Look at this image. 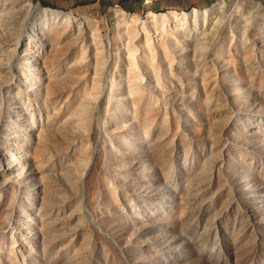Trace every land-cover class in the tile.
<instances>
[{
	"label": "rangeland",
	"instance_id": "obj_1",
	"mask_svg": "<svg viewBox=\"0 0 264 264\" xmlns=\"http://www.w3.org/2000/svg\"><path fill=\"white\" fill-rule=\"evenodd\" d=\"M23 1L0 17L43 66L35 105L7 88L22 55L0 38V264H264V0L153 30L172 12Z\"/></svg>",
	"mask_w": 264,
	"mask_h": 264
},
{
	"label": "bare ground",
	"instance_id": "obj_2",
	"mask_svg": "<svg viewBox=\"0 0 264 264\" xmlns=\"http://www.w3.org/2000/svg\"><path fill=\"white\" fill-rule=\"evenodd\" d=\"M14 1L19 6H25L27 5L26 1L23 0H11ZM153 0L145 1L146 4L151 3ZM223 3V1H221ZM221 3V5H222ZM31 9L32 6H29ZM3 12V11H1ZM191 15L186 14L185 12L182 14H178L176 12L171 13V17L165 19L164 17L158 16L157 14L150 13V23L147 24L149 27L152 28V30L156 27H160V25H163L166 21H174L178 22L183 25L188 26H194L198 27V23H202L206 21V15H208V9L197 11L193 10L191 12ZM10 12H6L4 15L0 17V38L4 39L5 41L9 40H15L16 42V51L19 52L22 57V62L20 64H17V67H15L14 72H16L17 76H13L12 81L8 84L7 88L13 87L14 89H17L19 93H21L23 96L28 98L33 104L39 105V98H37V94L34 92V86L32 81V72L28 71L31 69V67H41L43 66V62L41 61V52H44V49L41 47L36 46L30 41L31 39H23L20 36L16 35V32L11 30V28L8 26V23L5 21H8ZM39 18L44 22V24L48 27L50 26H56L60 30L64 32V29H61L62 27H70V31L72 35H84L87 36L88 31L85 27V25H77L73 23L74 19L70 14L61 12V11H55L51 9H43L39 12ZM146 39H149V33L144 30ZM33 38H38L43 43L48 44V39L46 37V33L40 29L34 30L31 32V35ZM29 36V37H30ZM30 39V40H29ZM151 45V42H149ZM39 55H38V54ZM27 112H25L23 109L19 108L17 116L19 118H24L26 116ZM19 252L18 250L16 253H19L21 255H24V251L26 249L23 246H19Z\"/></svg>",
	"mask_w": 264,
	"mask_h": 264
},
{
	"label": "crops",
	"instance_id": "obj_3",
	"mask_svg": "<svg viewBox=\"0 0 264 264\" xmlns=\"http://www.w3.org/2000/svg\"><path fill=\"white\" fill-rule=\"evenodd\" d=\"M61 1V0H60ZM216 0H153L151 3L143 4L142 0H115L120 6L132 14L141 13L145 10L146 6H150L153 12H186V11H202L206 10L214 4ZM77 6V2L74 4L73 0H70L69 6H63L61 9L72 8ZM97 4H94L96 7ZM60 7V6H59ZM98 7V5H97ZM152 13V12H150ZM154 14V13H152Z\"/></svg>",
	"mask_w": 264,
	"mask_h": 264
},
{
	"label": "built area",
	"instance_id": "obj_4",
	"mask_svg": "<svg viewBox=\"0 0 264 264\" xmlns=\"http://www.w3.org/2000/svg\"><path fill=\"white\" fill-rule=\"evenodd\" d=\"M142 1H143L144 6H145V1H149V0H142Z\"/></svg>",
	"mask_w": 264,
	"mask_h": 264
}]
</instances>
